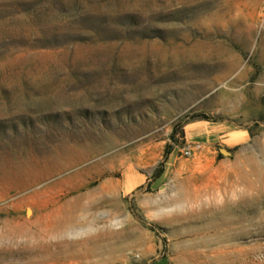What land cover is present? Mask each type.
<instances>
[{
    "label": "rangeland",
    "instance_id": "1",
    "mask_svg": "<svg viewBox=\"0 0 264 264\" xmlns=\"http://www.w3.org/2000/svg\"><path fill=\"white\" fill-rule=\"evenodd\" d=\"M0 264H264V0H0Z\"/></svg>",
    "mask_w": 264,
    "mask_h": 264
},
{
    "label": "bare ground",
    "instance_id": "2",
    "mask_svg": "<svg viewBox=\"0 0 264 264\" xmlns=\"http://www.w3.org/2000/svg\"><path fill=\"white\" fill-rule=\"evenodd\" d=\"M81 196H79L76 201H77V205L78 208L81 207V205L79 204V201L81 200ZM89 207L93 205L92 202H90ZM80 209H84L83 207H81ZM30 213V211H29ZM169 214V213H168ZM172 214V213H171ZM177 214V211H175V213H173L172 215L175 216ZM178 215V214H177ZM165 217H167V214L165 215ZM61 228L62 230H59V232H63L66 234H73L77 237H80V241L81 242H89L92 241V239L99 235H94V236H85L83 237V235H86L88 233H90L91 230V223H82L81 221L77 220L75 215H69V216H65L61 219Z\"/></svg>",
    "mask_w": 264,
    "mask_h": 264
},
{
    "label": "trees",
    "instance_id": "3",
    "mask_svg": "<svg viewBox=\"0 0 264 264\" xmlns=\"http://www.w3.org/2000/svg\"><path fill=\"white\" fill-rule=\"evenodd\" d=\"M175 133H178L179 136L182 137L183 133H182V130H181V127H180V126L176 125V126L173 128L172 132H171L170 135H169L170 138L173 139V136H174ZM170 150H171V149L169 148V146H167V148H165L164 155H167V154L170 152ZM162 172H163V167L161 166L160 168H158V169L156 170V172H155L154 175H153V178H154V179L158 178V177L162 174Z\"/></svg>",
    "mask_w": 264,
    "mask_h": 264
},
{
    "label": "built area",
    "instance_id": "4",
    "mask_svg": "<svg viewBox=\"0 0 264 264\" xmlns=\"http://www.w3.org/2000/svg\"><path fill=\"white\" fill-rule=\"evenodd\" d=\"M201 148L200 144L197 142H192L186 146H184L181 150V154L184 157H188L190 156L192 153H194L195 151H199Z\"/></svg>",
    "mask_w": 264,
    "mask_h": 264
},
{
    "label": "crops",
    "instance_id": "5",
    "mask_svg": "<svg viewBox=\"0 0 264 264\" xmlns=\"http://www.w3.org/2000/svg\"><path fill=\"white\" fill-rule=\"evenodd\" d=\"M193 129H194V128H191V127L189 128V138H190V139H194V137L197 136V134H194V133H193Z\"/></svg>",
    "mask_w": 264,
    "mask_h": 264
},
{
    "label": "water",
    "instance_id": "6",
    "mask_svg": "<svg viewBox=\"0 0 264 264\" xmlns=\"http://www.w3.org/2000/svg\"><path fill=\"white\" fill-rule=\"evenodd\" d=\"M218 151H219V153H221V154H228V151L225 150V149H223V148H219Z\"/></svg>",
    "mask_w": 264,
    "mask_h": 264
}]
</instances>
